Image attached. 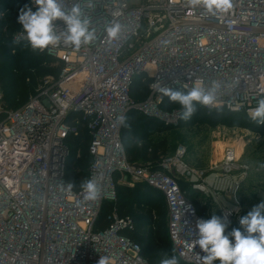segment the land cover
Here are the masks:
<instances>
[{"label": "built area", "instance_id": "built-area-1", "mask_svg": "<svg viewBox=\"0 0 264 264\" xmlns=\"http://www.w3.org/2000/svg\"><path fill=\"white\" fill-rule=\"evenodd\" d=\"M62 3L80 7L97 39L79 50L63 43L36 49L52 57L51 65L59 72L42 77L18 108L6 105L0 86V264H97L100 256L109 257L111 264H150L129 236L136 227L132 216H121L113 208L109 226L96 230L103 203L116 201L117 185L134 187L138 182L164 195L175 252L197 264L198 254L204 253L193 247L195 226L205 218L179 179L216 196L218 188L212 190L204 171L183 161L184 147L161 159L158 168L131 164L119 118L139 109L178 123L181 111L164 112L160 104L165 95L158 89L186 92L197 80L206 87L220 84L215 103L202 105L207 110L222 107L251 118V110L264 98V0H233L229 13L216 15L187 0ZM113 22L121 31L109 39L105 29ZM22 35L23 30L13 39ZM139 74L151 80L150 95L135 103L131 89ZM81 126L90 134L88 179H95L101 189L97 200H85L82 189H67L68 139L78 137ZM226 152L222 176L246 174L249 166L238 162L235 149ZM234 182L237 191L240 179ZM234 197V207L219 200L220 216H227L229 225L241 218L236 193Z\"/></svg>", "mask_w": 264, "mask_h": 264}, {"label": "trees", "instance_id": "trees-1", "mask_svg": "<svg viewBox=\"0 0 264 264\" xmlns=\"http://www.w3.org/2000/svg\"><path fill=\"white\" fill-rule=\"evenodd\" d=\"M26 4L32 7V0H0V86L5 95L6 105L13 109L18 108L28 99L42 77L57 75L59 72V68L51 65L53 58L46 53L33 50L26 42L14 43V34L23 30L17 22L19 10ZM33 11H35L34 8ZM2 13L4 16L1 15ZM150 81L145 74L135 76L131 89V98L135 103L147 100L150 95ZM160 108L167 113H172L174 110H180L181 113L183 111L178 102H170L167 96L164 97ZM125 118L121 128V138L128 161L136 165L151 164L155 168L159 167L161 160L156 153L148 156L149 150L156 149L159 145L163 148L176 146L174 138L164 137L158 142L153 141L152 137L155 133L167 129H186L197 124L216 126L236 123L237 120L238 123L264 136V124L257 123L246 114L230 112L222 107L207 110L200 104H196V112L190 119H181L180 115L177 125L164 123L163 120L154 116H147L139 109L130 110ZM68 140L70 156L67 160L66 180L73 184L75 190H80L81 183L88 180L89 167L93 161L89 152L90 134L84 126H81L80 135L70 137ZM140 142L141 147L137 148ZM118 178L119 174L115 176V180ZM179 184L187 197L195 203V195L199 191L192 188L191 182L182 178L179 179ZM160 201L166 205L164 195L148 183L138 182L134 187L119 184L116 201L106 200L103 203L96 230H103L109 226L108 215L113 208H116L119 215H129L135 219L136 227L129 236L141 246V252L150 264H160L166 255L169 257L176 255L179 264H190L181 260L176 254L168 234V220L166 223H159L151 214L157 211L158 216H168L167 210L161 211L165 210L164 204L157 206L156 203ZM135 203L150 208L152 212L148 215L135 212L132 208ZM197 210L205 220L210 219L211 214L207 215V212L198 206ZM215 215L220 216V213ZM166 226L167 230H164ZM233 228H240L243 231L240 223H232L226 229V233ZM216 262L219 264V261Z\"/></svg>", "mask_w": 264, "mask_h": 264}, {"label": "clouds", "instance_id": "clouds-1", "mask_svg": "<svg viewBox=\"0 0 264 264\" xmlns=\"http://www.w3.org/2000/svg\"><path fill=\"white\" fill-rule=\"evenodd\" d=\"M188 5H202L210 14H227L233 8V0H187ZM33 7L24 5L19 10L18 23L22 26L23 35L14 37V43L26 40L33 50L41 51L50 46H65L79 50L97 39L91 22L78 5L67 8L62 0H32ZM61 22V24H58ZM107 37L116 39L121 31L119 23H111L106 27ZM219 83L211 87L204 86L197 80L188 91L173 90L160 87L158 90L167 96L170 102H178L183 111L181 119L188 120L196 112V104L212 105L216 101ZM121 122L125 117L121 116ZM251 119L264 124V98L259 99L257 107L251 110ZM72 183L67 185L71 191ZM85 200H97L101 189L95 179H88L80 185ZM241 228H233L226 233L230 221L227 216L212 214L210 219H200L196 223L197 245L204 253L198 254L197 264H264V200L255 205L246 216L240 218ZM97 264H111L107 256H100ZM160 264H179L176 255L165 256Z\"/></svg>", "mask_w": 264, "mask_h": 264}, {"label": "rangeland", "instance_id": "rangeland-1", "mask_svg": "<svg viewBox=\"0 0 264 264\" xmlns=\"http://www.w3.org/2000/svg\"><path fill=\"white\" fill-rule=\"evenodd\" d=\"M156 118L167 123L164 118L157 116ZM238 122L236 120V123H225L216 126L197 124L186 129H167L155 133L152 137L154 138L153 141L157 142L164 137L174 138L176 146L163 148L159 145L158 148L149 150L148 156L156 153L161 160L169 156H175L178 149L184 147L186 150L183 161L189 167L197 171H204L203 178L205 179L215 176L210 184L212 190L215 187L218 188V191H216L219 194L218 196L212 194L213 192L201 190V194L195 195V204L205 210L207 215L220 213V208L223 205L220 203V199L224 200L226 206L234 207L236 205L234 193H236V198L240 202L241 217L246 216L255 205L264 200V136L256 139L254 131ZM171 124L177 125V123ZM140 147L141 142L137 144V148ZM230 148L235 149L238 162L247 164L249 168L246 174L243 175L236 171L231 177L229 176V179V177L222 176V164L226 157V151ZM239 179L240 186L235 191L236 184L234 181ZM208 195L210 199L207 198ZM211 196H215L216 201ZM156 204H158L157 206L164 204L165 210L161 211L167 210L163 201ZM206 204L208 208H206ZM132 208L141 215H148L152 212L150 208L148 209V207L139 203L133 204ZM156 212L151 213L154 219L159 223H166L168 216H158ZM239 221L236 219V223H239ZM164 230H167V226L164 227Z\"/></svg>", "mask_w": 264, "mask_h": 264}, {"label": "crops", "instance_id": "crops-1", "mask_svg": "<svg viewBox=\"0 0 264 264\" xmlns=\"http://www.w3.org/2000/svg\"><path fill=\"white\" fill-rule=\"evenodd\" d=\"M214 177H215V176H210L208 179H206V182L211 183L210 181H212V180L214 179ZM196 192H197V191H196ZM200 192H201V191H199L198 194H201ZM202 195H203V194H202ZM215 196H216V195H215ZM215 196H211V198L214 199ZM207 198L210 199V196H207ZM211 201H212V200H211ZM214 201H216V200L214 199ZM166 207H167V206H166ZM167 212H168V209H167Z\"/></svg>", "mask_w": 264, "mask_h": 264}]
</instances>
